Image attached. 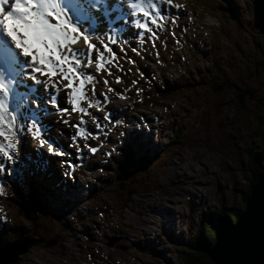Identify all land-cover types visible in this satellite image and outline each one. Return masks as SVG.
I'll list each match as a JSON object with an SVG mask.
<instances>
[{
  "label": "rangeland",
  "instance_id": "1",
  "mask_svg": "<svg viewBox=\"0 0 264 264\" xmlns=\"http://www.w3.org/2000/svg\"><path fill=\"white\" fill-rule=\"evenodd\" d=\"M175 3L189 15L165 24L155 48L145 38L139 54L118 55L122 71L113 66L112 75L99 74L126 90L125 99L109 93L108 107L139 117L155 147L137 155L138 165L120 182L114 170L124 154L106 156L112 144L104 136L90 141L102 146L75 171L82 199L71 211L47 201L37 222L24 221L7 200L26 190L9 186L0 196V216L8 221L0 238L58 240L52 248H33L17 264H180L206 215L218 216L247 190L246 150H264V34L255 0ZM141 158L150 161L140 165Z\"/></svg>",
  "mask_w": 264,
  "mask_h": 264
},
{
  "label": "snow or ice",
  "instance_id": "2",
  "mask_svg": "<svg viewBox=\"0 0 264 264\" xmlns=\"http://www.w3.org/2000/svg\"><path fill=\"white\" fill-rule=\"evenodd\" d=\"M181 15L189 14L175 0H0V196L12 186L71 211L83 190L75 171L102 146L90 141L104 136L113 159L120 152L132 160L155 147L139 117L108 107L109 93L125 99L126 90L99 74L112 75L113 66L122 71L118 55L139 54L145 38L155 48L164 25H176ZM262 181L238 223L208 217L216 264H264ZM168 214L160 212L165 223ZM7 223L0 216V225ZM15 247L0 238V264Z\"/></svg>",
  "mask_w": 264,
  "mask_h": 264
},
{
  "label": "trees",
  "instance_id": "3",
  "mask_svg": "<svg viewBox=\"0 0 264 264\" xmlns=\"http://www.w3.org/2000/svg\"><path fill=\"white\" fill-rule=\"evenodd\" d=\"M255 3L256 25L258 29L264 34V0H255ZM230 12L234 14L232 10ZM262 54L264 56V51H262ZM224 85L221 84V87ZM246 93L252 94V91L247 90ZM246 157L247 161L245 163L244 170L246 174L244 175V178L248 182L247 190L242 193L241 199L238 203H235L234 205L217 212L219 217H226L233 223L237 222L240 215L244 212L246 208V202L250 197L252 188L264 175V150L248 148L246 150ZM149 161L150 160L148 158H142L139 164L145 165ZM136 164L138 165L135 159L129 160L124 157V159L120 161L118 167L114 170L118 181H124ZM7 200L17 207L20 217L26 222H30L31 220L37 222V219L40 217V215L47 212V200L35 191L29 192L26 190L25 196H19L18 198L8 195ZM207 221L208 217L206 215L204 220L201 221L199 233L189 242L187 254H185L186 256L183 258L180 264H213L206 255L205 251L214 245L217 236L215 230ZM34 235L40 237L38 234ZM2 239L7 244H10L16 241L18 237L14 238L7 235L5 238L2 237Z\"/></svg>",
  "mask_w": 264,
  "mask_h": 264
},
{
  "label": "water",
  "instance_id": "4",
  "mask_svg": "<svg viewBox=\"0 0 264 264\" xmlns=\"http://www.w3.org/2000/svg\"><path fill=\"white\" fill-rule=\"evenodd\" d=\"M262 179H264V175L257 181L256 185L252 188L250 197L248 198V200L246 202V208H245L244 212L247 211L248 201L254 196V194H255L254 190L256 187H259ZM262 183H264V181H262ZM239 220H240V217H239L238 221L235 223H238ZM115 240L116 239H114V241ZM57 241L53 240V241L45 243L44 240L42 238H39V237H31L29 235L22 236L19 239H17L16 241L10 243L12 245H16V247L13 250V255L11 257L6 255L4 257V259L7 262V264H17L19 261V257L27 254L33 248H41V249L52 248L53 246H55V244H57ZM216 242H217V238H216L214 245L205 251L206 255L209 257V259L211 260V262L213 264H216V261L213 259V256L211 253H212V248L215 246ZM113 245H114V242H112L109 246L112 247Z\"/></svg>",
  "mask_w": 264,
  "mask_h": 264
},
{
  "label": "bare ground",
  "instance_id": "5",
  "mask_svg": "<svg viewBox=\"0 0 264 264\" xmlns=\"http://www.w3.org/2000/svg\"><path fill=\"white\" fill-rule=\"evenodd\" d=\"M142 159V158H141Z\"/></svg>",
  "mask_w": 264,
  "mask_h": 264
}]
</instances>
